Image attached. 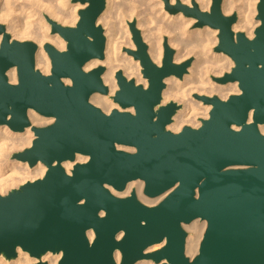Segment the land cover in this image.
<instances>
[{
  "label": "water",
  "instance_id": "water-1",
  "mask_svg": "<svg viewBox=\"0 0 264 264\" xmlns=\"http://www.w3.org/2000/svg\"><path fill=\"white\" fill-rule=\"evenodd\" d=\"M72 1L86 4L76 25L50 20L52 33L67 43L64 50L45 45L50 74L36 67L38 45L12 39L0 24V125L20 132L32 127V144L13 158L31 167L47 166L43 177L0 193V256L14 259L21 248L40 260L32 264H49L41 260L48 252L62 253L58 264H136L144 259L264 264V134L259 129L264 124V0L258 3L261 23L253 38L233 30L237 14L225 15L223 0H212L210 10L196 0L191 5L165 0L171 13L196 19L197 27L219 29L216 50L229 55L235 66L214 80L238 82L241 89L226 99L198 95L212 105L209 117L178 132L168 126L181 105L163 104V90L165 79L182 78L191 60L174 62L175 51L166 46L163 63L157 65L132 22L137 46L132 53L148 85L119 70L114 100L122 109L106 112L90 100L96 92L109 93L105 67L84 68L91 59L105 58L107 38L98 19L106 0ZM13 67L16 83L7 74ZM131 107L134 112L127 110ZM30 109L53 122L33 125ZM77 154L89 159L76 162L69 174L62 163L75 161ZM134 180L144 181L147 197L165 196L149 205L135 190L119 196L110 189L122 192ZM198 219L207 227L191 258L185 225ZM164 241L160 249L146 252Z\"/></svg>",
  "mask_w": 264,
  "mask_h": 264
},
{
  "label": "bare ground",
  "instance_id": "bare-ground-1",
  "mask_svg": "<svg viewBox=\"0 0 264 264\" xmlns=\"http://www.w3.org/2000/svg\"><path fill=\"white\" fill-rule=\"evenodd\" d=\"M115 0H106V8L98 19V22L109 24L110 28L106 29L107 43L105 50V59L94 58L89 60L84 68L91 70L102 64H107L108 69L103 74L104 82L109 85L111 94H114L118 89L116 75L119 70H122L128 79L135 78L137 84L148 85V80L143 78L141 74L138 61L133 63L132 59L121 58L119 56L118 43L115 37V24L111 21V15ZM191 5L193 0H183ZM200 2L202 9L208 10L211 0H197ZM248 0H243L238 3V0H225L224 13L232 10H239L241 18L238 20L235 29L236 31L249 29L252 21L246 13ZM179 0H171V3H177ZM165 0H133L127 5V13L129 20H133L137 16V27L143 28V39L149 44V54L153 61L161 66L165 58L166 46L177 48L174 59L176 62L183 61L188 55L196 53V62L193 63L190 71V80L188 82L193 84L191 90H179L185 86L181 79L176 76H169L165 79L167 87L163 90L162 103H168L172 99L184 100L189 94L199 92L200 94H220L224 99L234 92L240 93L238 82L227 84H215L210 81L211 73L222 74L229 69L233 62L227 58L223 53H213V46L218 42L219 29H212L206 26L204 29L190 30L195 19L183 15V13H171ZM246 5V9H245ZM86 4L80 2H73L70 0H0V21L8 23L7 30L12 32V39H34L39 44L37 52V66L44 74L51 72V59L45 51V45L51 43L58 49H65L67 43L65 39L58 33H52V26L50 20H56L63 25H73L79 19V10L84 8ZM117 8V6H116ZM122 9V8H121ZM121 11V10H119ZM120 13V12H119ZM125 13V12H123ZM127 15V16H128ZM122 18V17H121ZM123 19V18H122ZM113 22V23H111ZM111 24V25H110ZM252 37L253 32L247 34ZM168 36V38H167ZM3 40V34H0V44ZM228 59V60H227ZM230 60V62H229ZM230 64H229V63ZM9 80L12 83L18 81L17 68L13 67L7 72ZM66 83H70L69 79H65ZM210 84L208 87L207 85ZM213 96V95H212ZM192 97V96H191ZM91 102L97 106H101L104 111L110 112L118 108L122 109L111 97L99 92L91 96ZM190 101V100H189ZM203 100H201L202 102ZM200 102V103H201ZM193 101L188 102L184 109L174 115V121L168 128L178 132L184 125L199 126L198 117L199 109L211 110L212 105H204L202 108L195 107ZM196 104V103H195ZM202 104V103H201ZM134 112V108L127 109ZM252 114V113H251ZM207 116V115H205ZM29 117L32 124H41L46 121H53L54 118H46L36 112L34 109L29 110ZM260 131L264 134V124L259 125ZM35 138V132L32 127H27L24 131H14L8 125H0V192H6L12 187L24 183L28 180H35L44 176L47 171V166L39 162L36 166L31 167L27 162L11 159L14 151L30 146ZM122 148V146H119ZM89 156L77 154L75 161H64L62 165L66 171L71 174L76 162H85ZM144 181L134 180L128 183L127 188L122 191H116L112 187L110 189L113 193L124 196L129 194L132 190H136L138 196L147 204L153 205L157 200H161L165 195H161L155 199L149 198L144 194ZM199 220V219H198ZM198 220L187 225V230L190 231L187 240V254L194 257L199 252L201 240L203 238L207 222ZM192 233V234H191ZM194 233V235H193ZM90 240L94 239V232L89 231ZM122 234L119 235V237ZM165 244V241L150 246L146 252H151L160 249ZM62 257V253L48 252L43 255V261H48L49 264H57ZM116 259L121 260V253L116 252ZM39 259L32 257L28 252L18 248V256L14 259H7L5 256H0V264H30L37 262ZM151 260H140L136 264H149ZM153 264V261H151ZM151 263V264H152Z\"/></svg>",
  "mask_w": 264,
  "mask_h": 264
},
{
  "label": "rangeland",
  "instance_id": "rangeland-1",
  "mask_svg": "<svg viewBox=\"0 0 264 264\" xmlns=\"http://www.w3.org/2000/svg\"><path fill=\"white\" fill-rule=\"evenodd\" d=\"M70 1H72V0H70ZM133 0H115L114 2H113V4H114V6L116 5L117 6V8H116V6L112 9V11H111V15L113 16L112 18V20L111 21H113L114 22V24H115V37H116V41H117V43H118V46H120V48H119V56L121 57V58H123V57H125V58H129V59H132V61H133V63H135L136 64V61H138V63H139V66H140V70H141V74L143 75V72H142V69H143V67H142V65H141V61H140V59H137L135 56H134V54L132 53V51H135V50H137V46H136V43H135V41H134V38H133V32H132V30H131V26H130V24L132 23V22H136V26H138L137 25V21H138V18H137V16H135L134 18H133V20H129V15H128V11L126 10L127 9V5H128V3L130 2H132ZM136 1V0H135ZM183 3H186L185 1H183V0H181ZM197 1V0H196ZM243 0H238V3H241ZM259 1L260 0H248L247 2H246V4H247V6H248V9L246 10V13H247V15L249 16V18L251 19V21H252V23H251V25H253V28L250 26V28L249 29H244V30H239V31H236V29H235V26H236V24H237V22H238V20L241 18V14H240V12H239V10H237V9H235V10H232V11H229L228 13H224V5H222V9H223V13L225 14V15H232V14H237V22L233 25V30L235 31V32H244L246 35L250 32H253V35H252V37H249L248 35V37L249 38H253L254 37V35H255V29L260 25V23H261V21L259 20V19H257V15H258V3H259ZM198 2V4H199V6L201 7V5H200V2L199 1H197ZM224 2H225V0H223V4H224ZM77 3V2H76ZM170 3H171V0H170ZM166 4V3H165ZM172 4V3H171ZM174 4H176V3H174ZM187 4V3H186ZM211 5H212V0H211V4H210V7H209V9L208 10H210V8H211ZM122 8V9H121ZM126 8V9H125ZM201 9H202V7H201ZM245 9H246V5H245ZM119 10H121V11H119ZM127 12H126V11ZM204 10V9H203ZM120 12V13H119ZM123 12H125V13H123ZM180 13V12H179ZM182 13V12H181ZM174 14H177V13H174ZM128 15V16H127ZM184 15V14H183ZM123 19H122V18ZM79 20V19H78ZM77 20V21H78ZM57 22H59V21H57ZM105 22V21H104ZM104 22H98V24H100L103 28H104V32L106 33V29H108V28H110V26H109V24H106V27L107 28H105V24H103ZM113 22H111V23H113ZM196 22H197V20L195 19V21H194V23L192 24V26H191V28H190V30H196V29H198V28H200V29H204L206 26H204V27H197L196 26ZM61 23V22H60ZM77 23V22H76ZM76 23L75 24H73V25H71V26H74V25H76ZM106 23V22H105ZM0 24H3V25H5V27H6V30H7V27H8V23L7 22H5V21H0ZM111 25V24H110ZM139 30H140V32H141V34H142V32H143V28H139V27H137ZM211 28V27H210ZM212 29H214V28H212ZM7 32L8 33H10V35H11V37H12V32L11 31H8L7 30ZM106 35V34H105ZM142 37H143V35H142ZM106 38H107V36H106ZM167 38H168V36H167ZM17 40H19V39H17ZM144 40V39H143ZM21 41H33V42H35L37 45H38V49H39V44H38V42L36 41V40H34V39H24V40H21ZM145 41V40H144ZM145 43L148 45V52H149V44L147 43V41H145ZM218 44H219V33H218V42L213 46V49H212V51H213V53L215 54V53H223L224 55H226L227 56V58L228 59H230L231 60V62H233V65H231L230 66V68L229 69H227V70H225L221 75L220 74H214V73H211V77H210V81H212L213 83H215V84H221V83H218V82H216L215 80H214V77H219V76H223L225 73H227V72H230L231 70H232V68L235 66V62L233 61V59L229 56V55H227V54H225L224 52H218L217 50H216V47L218 46ZM169 46V45H168ZM169 47H171V48H173L174 49V51H175V53L177 52V48L176 47H172V46H169ZM66 48V47H65ZM64 50V49H63ZM46 51V50H45ZM165 51H166V48H165ZM37 52H38V50H37ZM47 52V51H46ZM175 53H174V56H175ZM48 54V53H47ZM150 55V54H149ZM197 55H196V53H193V54H190V55H188L183 61H181V62H176L175 61V59H174V62H176V63H183V62H185V61H188V60H191V64H190V66L188 67V72L182 77V78H179V79H181V81L183 82V84H184V88L183 89H181V87L179 88V90H186V91H189V90H191V88L193 87V84L192 83H190V82H188L189 80H190V77H189V75H190V71H189V69L191 68V66L193 65V63L194 62H196V57ZM105 57H106V55H105ZM105 59V58H104ZM227 59V60H228ZM230 60H229V62H230ZM228 62V63H229ZM230 64V63H229ZM99 66H104L105 67V72L107 71V69H108V66H107V64H102V65H99ZM36 67L38 68V66H37V54H36ZM39 69V68H38ZM122 71V70H121ZM104 72V73H105ZM123 72V71H122ZM143 78H145L144 77V75H143ZM133 79H135V78H133ZM146 80H148L147 78H145ZM104 81V80H103ZM116 81H117V84H118V80H117V77H116ZM105 83V82H104ZM229 83H231V82H229ZM106 84V83H105ZM227 84V83H226ZM107 85V84H106ZM108 87H109V85H107ZM208 87L210 86V84H208L207 85ZM166 87H167V84H166ZM165 87V88H166ZM118 89H119V86H118ZM117 89V90H118ZM237 92H234V93H232V94H236ZM115 94H116V92L114 93V94H111V92H110V87H109V93L108 94H105V95H108L109 97H111V99L115 102V100H114V96H115ZM198 95H208V96H210L209 94H200L199 92H195V93H193V94H189V96L186 98V100H190V101H193L194 102V106L195 107H197V108H202L204 105H208V104H206L204 101H202L201 102V99H199L198 98ZM212 95H218L219 97H221L220 96V94H218V93H216V94H212ZM211 95V96H212ZM231 94H229V96H230ZM192 96V97H191ZM228 96V97H229ZM227 97V98H228ZM222 98V97H221ZM224 99H226V98H224ZM188 100V102H190ZM163 101V100H162ZM171 101H173V102H176V103H178V104H180L181 105V107H180V109L177 111V113L178 112H180L182 109H184V107H185V105L188 103L187 101H184V100H177V99H172ZM170 101V102H171ZM202 104H201V103ZM169 103V102H168ZM196 103V104H195ZM94 104V103H93ZM118 104V103H117ZM165 104H167V103H165ZM119 105V104H118ZM100 108H102L101 106H99ZM103 109V108H102ZM199 111L200 112H204V113H201V114H199V117H198V120H197V122L199 121V126L201 125V120L202 119H204V118H208L209 117V113H210V110H204V109H199ZM205 115H207V116H205ZM30 118V117H29ZM31 120V119H30ZM32 122V121H31ZM43 122H45L44 124L43 123H41V124H34V125H36V126H44V125H47V124H49V123H51V122H53V121H46V120H43ZM173 123V122H172ZM187 125V124H186ZM186 125H184V126H186ZM189 125V124H188ZM194 127V126H193ZM196 127H198V126H196ZM183 128V127H182ZM182 128H181V130H182ZM27 147H29V146H27ZM27 147H25V148H27ZM25 148H23V149H25ZM23 149H20V150H16V151H14L13 152V154L15 153V152H17V151H21V150H23ZM124 149H127V150H129V148H124ZM13 154L11 155V159H13V160H16V159H14L13 158ZM46 173V172H45ZM45 175V174H44ZM43 177V176H42ZM28 181H31V180H28ZM27 182V181H26ZM25 183V182H24ZM23 183H21V184H18V185H16V186H14V187H12L11 189H9V190H7L6 192H3V193H1V194H7L10 190H12V189H14V188H18L20 185H22ZM112 191V190H111ZM133 191V190H132ZM131 191V192H132ZM136 191V190H135ZM131 192L129 193V194H126V195H124V196H128V195H130L131 194ZM137 192V191H136ZM115 194V193H114ZM117 195V194H116ZM137 195H138V193H137ZM120 196V195H119ZM139 197V196H138ZM163 198V197H162ZM161 198V199H162ZM139 199L141 200V201H143L140 197H139ZM153 199H155V198H153ZM144 202V201H143ZM158 202H160V200H157V202H155V204L156 203H158ZM202 221L199 219L198 220V223H201ZM187 225H185V229L187 230ZM188 232H189V234H190V231L189 230H187ZM192 234V233H191ZM193 235H194V233H193ZM188 255V254H187ZM189 256V255H188ZM191 257V256H190ZM40 261V260H39ZM39 261H37V262H39ZM151 261H153V260H151ZM149 262V264H151L152 262ZM46 262H48V261H46ZM154 262V261H153ZM32 263H36V262H32ZM32 263H30V264H32ZM49 263V262H48ZM155 263V262H154ZM58 264V263H57ZM153 264V263H152Z\"/></svg>",
  "mask_w": 264,
  "mask_h": 264
}]
</instances>
